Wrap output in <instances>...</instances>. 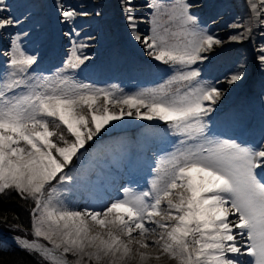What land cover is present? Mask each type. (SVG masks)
I'll list each match as a JSON object with an SVG mask.
<instances>
[{
  "label": "snow or ice",
  "instance_id": "obj_1",
  "mask_svg": "<svg viewBox=\"0 0 264 264\" xmlns=\"http://www.w3.org/2000/svg\"><path fill=\"white\" fill-rule=\"evenodd\" d=\"M148 7L156 9L158 5ZM177 7L185 25L193 21L188 4L181 2ZM4 10L0 7V13ZM76 15L74 10L63 13L65 21ZM15 23L0 16V29ZM152 33L142 42L149 54L164 64H194L204 59L201 51L221 43L212 35L190 31L194 39L181 48L159 34L155 20ZM136 39L141 40L139 36ZM86 59L74 50L65 68L75 70ZM35 62L33 56L14 47L9 62L12 71L0 84V193L13 189L33 198L36 208L41 209V224H47L49 232L59 237L56 248L63 245L64 253L87 256L97 264H130L136 257L143 262L162 256L176 264H264V179L257 172L264 171V147L208 137L204 116L213 109L206 107L205 101L215 104L220 90L197 82L183 93L177 89L175 95L161 86L117 97L111 90L77 83L68 76L30 84L26 77ZM199 75L198 70H188L178 79L191 82ZM240 79L235 74L230 83ZM19 88L27 91L18 93L15 90ZM101 99L102 108L98 106ZM109 104L126 106L128 111L121 107L118 113L112 112ZM124 115L163 121L182 137L181 144L194 141L195 145L161 161L149 191L130 196V190L124 189L125 197L103 211L57 208L51 206V200L42 206L46 186L57 179L61 183L71 180L58 174L64 173L77 152L106 124ZM162 171L163 176L159 175ZM157 216L167 222L154 220ZM94 227L101 231H94ZM35 234L50 238L40 227ZM24 246L33 247L27 241ZM150 247L155 248V256L147 251ZM239 257L248 259L241 261Z\"/></svg>",
  "mask_w": 264,
  "mask_h": 264
},
{
  "label": "bare ground",
  "instance_id": "obj_2",
  "mask_svg": "<svg viewBox=\"0 0 264 264\" xmlns=\"http://www.w3.org/2000/svg\"><path fill=\"white\" fill-rule=\"evenodd\" d=\"M170 1L176 2L177 5L181 2L191 4L188 12L193 17V21L185 25L179 16L178 7L171 11L173 28L183 31L177 39H174L175 45L182 48L193 40L194 37L188 34L190 31L212 35L214 39L221 41L219 44H214L211 49L200 52V56L204 59L182 66L183 72L199 69L200 75L195 81L182 86L179 89L180 93L186 91L190 85L195 86L197 82L204 87H216L221 93L216 102L227 107L224 112L225 117L232 115L242 94L247 99L248 109L245 112L249 118L243 122H249L245 128L241 127L244 124L240 111H237L236 120L229 125L215 121L207 131L208 137L212 140L234 141L251 148L264 147V61L261 60V49H264V5L261 4V0ZM148 2L149 0H4V5L0 7H5V10L0 13V16L12 18L17 23L0 29V61L7 57L3 50H7L12 44V33L24 29L26 25L43 23L41 29L51 34H49L50 40L23 44L32 52H36L33 57L38 59V64L58 60L72 45V50H75L77 55L88 57L81 64L83 69L76 71L73 75L76 82H80L84 77H91L94 83H88L89 85L105 89L107 85H99L97 82L100 80L99 82L104 83L103 76H107L109 81L124 78L129 82L126 90L128 93H123L124 95H134L144 91L141 88L129 92L143 83L165 84L168 78L165 77L164 72L169 64L155 60L142 42L146 35L152 36L154 20L155 24L156 22L159 24V29L164 27L160 18L151 14V9L146 5ZM68 10H74L77 15L65 21L63 13ZM129 17H132L131 21ZM88 24L87 28L84 27ZM63 29L67 32L64 33ZM91 33L94 35L92 36ZM137 36L141 40L138 41ZM117 45L124 53L123 61H115L107 70L98 69L97 65L102 61L105 51L114 50ZM234 47H244L246 50L243 51L244 54H236L230 59L229 51ZM91 54L96 55V58L90 56ZM220 60L224 61L225 68L216 72L214 65ZM212 72H215L214 77L210 76ZM235 74H239L241 79L230 83L231 77ZM200 78L204 79L203 82L199 81ZM209 105L210 102L205 101V106L209 107ZM98 106L103 107L102 99ZM108 107L112 112L118 113L121 107L125 113L128 111L123 105L114 107L109 104ZM131 111L135 113L136 110ZM140 111L144 113L145 109L141 108ZM154 125L156 128L153 127ZM164 125L163 121L141 120L135 115H124L120 120L110 121L101 129V134L107 135L113 130L129 132L135 128L140 131L132 140L128 137H120L110 141L108 137L103 136L101 140L106 139L99 141L101 143L94 145L92 149H80L77 152L79 159L74 168H65L64 173L58 174H66L71 177V180L61 183L57 179L56 184L44 199V203L51 200V206L57 208L74 211H103L109 206L110 201L123 199V197L120 198L121 192L118 189L129 180L130 175L144 179L154 159L162 150H168L162 141L166 131ZM236 138L239 140L237 141ZM126 140L132 142L130 150L122 145ZM194 145L195 142L188 141L187 145L179 148L178 151L186 146ZM129 153L134 155L135 161ZM257 172L259 177L264 179V171L257 169ZM166 205L167 201H162V212ZM229 218L235 219L233 216ZM154 220L167 222L164 221L163 216L154 217ZM89 223L91 224L90 221ZM147 226L154 227L153 224H147ZM94 231L101 230L94 227ZM133 235L137 236V233ZM0 239L5 245L13 244L24 248H26L24 242L27 241L33 245L30 249L40 251L57 264L61 261L63 264H75L69 260L67 253L63 252V245L60 248L55 247V244L59 243L58 236L55 238L53 236V244L50 245L38 238L30 240L13 236L0 228ZM148 242L151 243V240ZM147 251L153 256L156 255L155 248L150 247ZM239 259L243 261L248 258L239 257ZM115 264L120 262L117 261ZM130 264H176V261L162 256L160 260L151 259L141 262L139 257H136Z\"/></svg>",
  "mask_w": 264,
  "mask_h": 264
},
{
  "label": "rangeland",
  "instance_id": "obj_3",
  "mask_svg": "<svg viewBox=\"0 0 264 264\" xmlns=\"http://www.w3.org/2000/svg\"><path fill=\"white\" fill-rule=\"evenodd\" d=\"M149 2L146 5H149V4L158 5V8H156V9L150 8L151 14L159 17L160 21L164 24V27L159 29L158 28L159 24L156 22L157 31L159 32L160 35L164 36L170 44H175L174 39H177V37H179L180 34L183 32L182 30H180L178 28H173V24H172L173 22H172V18H171V11L176 9L177 3L170 1V0H151V1L149 0ZM189 6H191V4H189ZM164 13H166L167 15ZM138 19H141V18L138 17ZM62 22H63V20H62ZM42 25H43V23H34V24L26 25L24 27V29L22 28L21 30H18L17 32L12 33V39H11L12 44L10 45V47L7 50H3V52L5 53V55L7 57L0 61V84H2L3 81L9 77V74L12 71V69L9 67V62H10V57H11V54L13 51V49H12L13 46L16 45L26 55L33 56V55H35L36 52L35 53L32 52V50L30 48L23 46V44H27L28 42H31V41H38V40L42 41V40H47V39L50 40L51 34L49 33L50 34L49 35L48 33L44 32L41 29ZM87 26H89V24L85 25L84 27L87 28ZM165 28H166V30H165ZM62 31L64 33L67 32V30H64V29ZM91 35L93 36L94 33H91ZM146 36L149 37L150 35H146ZM23 42H25V43H23ZM183 47L184 46H182V48ZM72 49H73L72 45L69 46L67 48V53L65 55L60 56V58L58 60L53 61L51 63L49 62V63H45V64H38L39 63L38 59H35L36 62L31 66L30 69H28V73H27V77H26V79L28 80V83H30V84L37 83V82H40L41 80H43L45 78L49 81H53V80H56V79L63 77V76H68V77L73 79L74 73L76 71L82 70L83 65H80L75 70L65 68L67 61L72 56V53H73ZM245 50L246 49H244V47H234L231 51H229V53H231L229 58L231 59L236 54H239V53L242 54L243 51H245ZM90 56H92L94 59L96 58L95 57L96 55L94 56L91 54ZM123 56H124V53L118 45L115 47L114 50L108 49L107 51H105V54H104V57L102 58V61H100L98 63V65H97L98 69H106V70L110 69L111 65L115 61H118V60L123 61V59H124ZM167 66L168 67H167V69H165L164 74H166L165 77L168 78V80L166 81L165 84L159 83L158 85H156L155 84L156 82H147V84L146 83L140 84V85H138V87H135L134 89H132L129 92H133L134 90L141 89V88L143 90L158 89L161 86H164L166 88V90L169 92V95L176 94L177 89H180L182 86H184L189 81H182V80L178 79L179 74L181 72H183L181 65L169 64ZM214 68H215L216 72L222 71L225 68L224 61L220 60V61L215 62ZM210 76L214 77L215 72H212ZM103 77L105 78L104 83L99 82L100 80H97V82L99 83V85L100 84L101 85H107V86H105V90H111L117 97L124 95L123 93H128V92H126L128 85H129V82L127 79L119 78V79H112L109 81V79L107 80V78H106L107 76H103ZM156 80H158V79H156ZM203 80L204 79H201V78L199 79L200 82H203ZM170 81H171V83H169ZM77 83L93 84L94 82L91 81V77H84V78H82V80L80 82H77ZM15 91L22 94L23 92L27 91V89L19 88V89H16ZM9 95H11V93H9ZM209 107H211L213 110L211 112H209L206 116H204V120H205V123L207 126L206 132L214 125L215 121L218 123L224 122V124L227 123V125L233 123L236 120L237 111H240V113H241L242 122L249 118L248 117L249 115L245 112L248 109V104H247L246 96L244 94H242L239 97V101L237 102V104L235 106V110L232 113V115L229 117L224 116V112L226 111V108H227L226 106H221L218 104V102H216L215 104H210ZM242 110L244 112H242ZM84 111L87 114V109H85ZM89 118H90V116H89ZM220 119H222V120H220ZM248 122L249 121H247V123ZM247 123L243 122L244 125L241 126L242 129L246 127ZM164 126L166 127V131L163 135L164 137H163L162 141L165 144V147L168 148V150L167 151L162 150L160 155H158L155 158L156 160L154 159V162H153L152 166H150L148 174L145 176L144 179L130 175V177L128 178L129 180H127L124 185L120 186L121 189L120 188L118 189L121 192L120 198H122V197L124 198L126 195L124 189L130 190L128 193V195H130V196L131 195H137V194L142 193L144 191H149L151 189L152 181L158 175L156 172L157 165L160 164L161 161L168 159L172 154H174L173 153L174 150L176 153V152H178L179 148H182L185 146L184 144L180 143V140L182 139V137L175 135L173 133V130L170 129L167 124H165ZM153 127L156 128L155 125ZM64 131H65V134L67 135L66 130H64ZM139 131L140 130L138 128L133 129V131L129 130V132H125V131H121V130H113L110 134H107V135L105 133L101 134V132H100L96 136H94L91 141H87L85 144V147L82 149L90 150L93 148L94 145L101 143L99 141H103L107 137L110 141H113V140L120 138V137H128L129 139L132 140L139 133ZM103 136H105L106 138L101 140V138H103ZM53 139L55 140L56 138L54 137ZM236 140L238 141L239 139L236 138ZM131 143L132 142H130L129 140H126L124 143H122V145H124L125 148H129V150H130L132 148ZM172 149H174V150H172ZM169 150H171V151L169 152ZM133 153H135V152H133ZM76 156L73 157L72 162L66 167V169L74 168L75 164L77 163V161L79 159V155L76 154ZM130 157H133L134 158L133 161H135V157L133 154H130ZM163 174L164 173L162 171L159 175L163 176ZM56 181L57 180H54L51 182V185L46 186V191H45L43 197L41 198L42 206L44 203V199L47 197L48 192L54 187V185L56 184ZM3 194H5L6 196H10L12 194H19L20 196H22L20 193H18L17 191H15L13 189L5 190L3 192ZM22 198L25 201H27L28 203L32 204V207L30 208V210H31V213H30V215H31V227L23 229V232L25 234L24 236L17 235V234H15V235L20 236V237H24V238H27L30 240L38 238L39 240L44 241L45 243L52 245L53 244V236H54V238L56 236L51 235L49 230H46V229H48L47 224H41V222L39 220V217L41 215V209L36 208V203H35V200L33 198L26 196V195L22 196ZM113 202L114 201H112V202L110 201V204ZM38 226L41 228L42 232L48 233L49 237L51 236L50 237L51 239L45 238L44 235L37 236L35 234V231H36V227H38ZM8 227L10 228V226H8ZM0 228L5 230V231H8L9 233H12V232H10V230H6L2 227H0ZM13 228H15V227H13ZM0 245H2V247H4V248H8V247L12 246V247H17V248H21V249H26V250L31 251V252L33 251V252L37 253L42 259H46L47 261L51 262L52 264H57L54 261H52L51 259H49L47 256L43 255L38 250H33L30 248H24V247L13 245V244L12 245H5L1 239H0ZM67 255H68L69 260L75 264H97V262H95V261H89L87 256L81 257L80 255L72 253V252L67 253Z\"/></svg>",
  "mask_w": 264,
  "mask_h": 264
},
{
  "label": "trees",
  "instance_id": "obj_4",
  "mask_svg": "<svg viewBox=\"0 0 264 264\" xmlns=\"http://www.w3.org/2000/svg\"><path fill=\"white\" fill-rule=\"evenodd\" d=\"M29 207V208H28ZM31 203L19 194H0V227L24 236L23 229L31 227ZM10 226V228L8 227ZM15 227V228H13ZM8 232V231H6ZM2 244V243H1ZM0 264H52L37 253L17 247L4 248L0 245Z\"/></svg>",
  "mask_w": 264,
  "mask_h": 264
},
{
  "label": "water",
  "instance_id": "obj_5",
  "mask_svg": "<svg viewBox=\"0 0 264 264\" xmlns=\"http://www.w3.org/2000/svg\"><path fill=\"white\" fill-rule=\"evenodd\" d=\"M10 234H12L13 236H17V235H15V234H13V233H10ZM18 237H20V236H18Z\"/></svg>",
  "mask_w": 264,
  "mask_h": 264
}]
</instances>
